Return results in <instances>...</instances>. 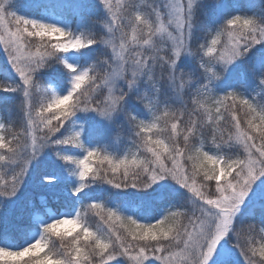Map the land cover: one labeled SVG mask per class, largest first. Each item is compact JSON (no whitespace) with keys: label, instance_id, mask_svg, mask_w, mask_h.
Wrapping results in <instances>:
<instances>
[{"label":"snow or ice","instance_id":"snow-or-ice-1","mask_svg":"<svg viewBox=\"0 0 264 264\" xmlns=\"http://www.w3.org/2000/svg\"><path fill=\"white\" fill-rule=\"evenodd\" d=\"M202 6L0 0V264H264V0H214L194 52ZM50 157L65 210L13 217Z\"/></svg>","mask_w":264,"mask_h":264},{"label":"trees","instance_id":"trees-1","mask_svg":"<svg viewBox=\"0 0 264 264\" xmlns=\"http://www.w3.org/2000/svg\"><path fill=\"white\" fill-rule=\"evenodd\" d=\"M133 3L140 5L141 7H144L146 3H151V0H132ZM200 2V0H198ZM227 4L230 6H235L237 10H239L242 13H248L251 11H256L257 13L260 11V4L261 0H225ZM214 3V0H202L203 6L197 13L196 17V35L197 39H194L192 42V48L193 51L198 48L199 42H202V34L204 32L205 25H207L213 18H214V13L213 9L210 6L211 4ZM145 11H147V8H145ZM208 13L205 15V13ZM97 32L99 34V27L97 26ZM191 60V58H189ZM0 66H2V57H0ZM197 66V63L195 60H191V63L186 65V68H195ZM53 75H56V72L53 71ZM258 92V90H257ZM141 93H143V88H141ZM0 116L1 119L7 121L11 120L13 124L16 126L17 129H19L23 122H24V116L23 112L21 111L20 108V98L15 96V94H5L0 97ZM205 134H207L205 132ZM53 157H50L46 160H42L37 162L32 169V174L33 177L36 178V182L40 180V177L44 173H53L58 176H64L66 173H64L62 167H60L57 162L55 161ZM62 164V162H60ZM35 182V183H36ZM63 182V181H62ZM64 186H67L63 182ZM36 190H31L27 188L24 192V196L22 197L21 201L18 202L12 209H11V214L13 217H16L17 215H20L22 211L26 214L28 209L26 207V204L28 201H31L37 207L40 206V197L43 195L46 196V202L47 206L50 209H57L59 208L61 211L65 210L64 209V200H65V194L59 193L57 191L54 192H41L40 197H35L33 198V193ZM10 211V206L7 209ZM89 222L92 224L94 228L99 227L100 229H105L106 225L101 223L98 219V217H95L94 215L90 214L89 217ZM260 219V213L259 210L256 212L255 216V221L258 222ZM252 221L251 217H246L244 221V227L246 228L247 224ZM244 236H242V242H243ZM257 239H259V236H257Z\"/></svg>","mask_w":264,"mask_h":264},{"label":"rangeland","instance_id":"rangeland-1","mask_svg":"<svg viewBox=\"0 0 264 264\" xmlns=\"http://www.w3.org/2000/svg\"><path fill=\"white\" fill-rule=\"evenodd\" d=\"M255 1V0H254ZM0 94H4L5 93H0ZM2 95H0L1 97ZM0 119H1V116H0ZM54 158V157H53ZM55 159V158H54ZM57 164L61 167V163L59 161H56ZM36 178L33 177V174H31V178L29 180V183H28V186L27 188L31 189V190H36L34 193H33V198L35 197H40V194L39 193H43V192H47V191H50V192H54V191H57L59 193H63L66 195V192H67V188L68 186H64L63 185V182H60V183H56L55 181L52 183V185H41L40 184V180L38 182H36ZM36 182V183H35ZM26 188V189H27ZM40 200L44 201L45 200V195H43ZM16 205V204H15ZM15 205H10V212L11 209L15 206ZM242 259V258H241Z\"/></svg>","mask_w":264,"mask_h":264}]
</instances>
